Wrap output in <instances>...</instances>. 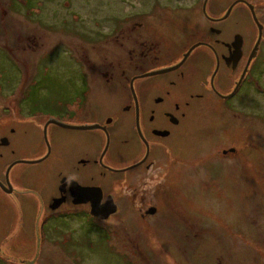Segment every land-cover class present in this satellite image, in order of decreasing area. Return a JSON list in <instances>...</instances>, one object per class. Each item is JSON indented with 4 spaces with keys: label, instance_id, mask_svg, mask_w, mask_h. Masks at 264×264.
I'll use <instances>...</instances> for the list:
<instances>
[{
    "label": "flooded vegetation",
    "instance_id": "flooded-vegetation-1",
    "mask_svg": "<svg viewBox=\"0 0 264 264\" xmlns=\"http://www.w3.org/2000/svg\"><path fill=\"white\" fill-rule=\"evenodd\" d=\"M238 6L243 10L235 11ZM241 15L251 19L252 32L243 28ZM123 25L125 46L116 47V40L107 50L76 57L93 72L81 82L84 89L70 90L64 107L38 111L31 121L23 116L21 100L0 107V127L13 110L20 114L14 124L28 136L22 141L40 143L9 161L4 149L10 138L0 134V191L10 195L17 223L31 209L33 223L43 226L66 219L67 207L90 213L81 188L91 189L100 205L108 197L114 202L116 211L106 221L122 211L146 220L172 209L180 198L169 184L170 176L177 180L170 158L190 117L208 116L207 131L227 135L229 145L216 150L230 157L234 169L225 171V179L242 199H235L241 212L228 221L224 238L212 235L211 264H264V126L254 119L264 100L258 95L264 93V0H148L146 10L132 13ZM256 107V113L248 111ZM31 131L36 138L29 137ZM48 161L56 168L47 195L19 191L24 187L13 183L12 167ZM248 164L255 167L250 173ZM27 198L28 208L21 204ZM250 224L256 233H249ZM16 236L3 230L2 245Z\"/></svg>",
    "mask_w": 264,
    "mask_h": 264
},
{
    "label": "rangeland",
    "instance_id": "rangeland-1",
    "mask_svg": "<svg viewBox=\"0 0 264 264\" xmlns=\"http://www.w3.org/2000/svg\"><path fill=\"white\" fill-rule=\"evenodd\" d=\"M147 3L148 0H0V107H12L21 100L20 105L26 108L23 116L30 121L38 111L51 113L64 107L71 99L70 90L84 89L85 78L93 72L76 57L84 52L90 57L89 51L94 49L107 50L109 43L116 40V47L125 46L128 33L122 31L123 21L132 13L145 11ZM241 10L243 7L238 6L235 11ZM241 18L243 28L252 32L249 16ZM226 24L233 25V21ZM24 44L28 49L22 50ZM22 78L27 82L20 85ZM258 95L264 98L263 92ZM260 106L262 113L255 114L254 119L264 126V100ZM248 111L256 113L258 109ZM19 115L12 110L0 127V134L10 138L4 149L9 161L40 146L38 141H22L28 136L14 124ZM185 125V137L170 158L175 162L171 170L177 180L172 182L170 176L169 184L179 189L180 203L175 202L170 210L162 208L146 220L122 211L104 221L87 209L67 207L66 219H55L43 226L38 225V220L33 223L32 209V213L23 211L17 223L19 212L11 206L10 195L0 191V233H17L3 245L0 240L4 251L0 264H211L212 235L224 238L228 221L241 212V207L235 205V199L242 203L241 194L235 193L225 179V171L234 169L230 157L216 150L229 145L224 141L227 135L207 131L208 116L193 115ZM11 127L16 131L10 133ZM30 133L29 137H37L35 131ZM261 142L264 148V136ZM55 168L50 161L41 165L18 163L9 175L14 184L24 187L19 191L26 194L28 188L44 198ZM254 168L248 164L249 173ZM246 195L251 204L252 196ZM31 200L27 198L21 204L28 208ZM261 224L264 227V215ZM251 225L249 233L254 234L256 230ZM216 244L218 249L223 247L219 241Z\"/></svg>",
    "mask_w": 264,
    "mask_h": 264
},
{
    "label": "water",
    "instance_id": "water-1",
    "mask_svg": "<svg viewBox=\"0 0 264 264\" xmlns=\"http://www.w3.org/2000/svg\"><path fill=\"white\" fill-rule=\"evenodd\" d=\"M59 124H61L63 126H67V125L62 124V123H59ZM26 162H32V161H26ZM80 194L82 196H84V200L85 201H90L91 202L90 214L95 216V217H97V218H99V219L105 220V219L108 218V216L110 214H113L116 211L115 204H114V202L112 200H110V201L108 200L109 197H108L107 201L105 202V204L100 205L98 203V201H94L91 189H89V188H81Z\"/></svg>",
    "mask_w": 264,
    "mask_h": 264
}]
</instances>
